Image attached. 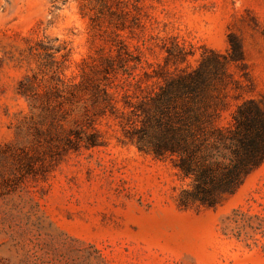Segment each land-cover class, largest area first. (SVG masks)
I'll use <instances>...</instances> for the list:
<instances>
[{"label":"rangeland","instance_id":"374dc122","mask_svg":"<svg viewBox=\"0 0 264 264\" xmlns=\"http://www.w3.org/2000/svg\"><path fill=\"white\" fill-rule=\"evenodd\" d=\"M230 33L250 80L229 91L221 125L243 99L264 106V0H0V264H264V162L218 204L181 208L190 179L171 158L139 150L89 93L88 112L66 101L54 115L18 93L26 75L43 77L45 45V84L56 71L71 98L102 56L119 61L116 45L141 56L133 74L157 88L163 78L144 72L194 69L205 49L226 53ZM174 43L188 55L167 65ZM91 123L101 145L66 143L70 129Z\"/></svg>","mask_w":264,"mask_h":264},{"label":"trees","instance_id":"16d2710c","mask_svg":"<svg viewBox=\"0 0 264 264\" xmlns=\"http://www.w3.org/2000/svg\"><path fill=\"white\" fill-rule=\"evenodd\" d=\"M118 40L120 43L121 39ZM116 46L119 61L111 54L102 56L97 71L85 75L80 94L73 91L68 98L56 71L45 84L44 77L53 62L52 48L45 45L40 66L43 77L26 75L19 83L18 93L31 109L40 108L42 114L49 115L56 114L55 110L66 101L81 105L83 95L89 93L101 115L110 112L121 118L125 134L139 150L158 158H171L180 175L190 179V187L182 189L179 195L181 208L216 205L240 188L264 162V106L260 101L243 99L229 123H219L222 111L229 106V91L241 89L250 80L241 38L230 33L226 53L205 49L194 69L181 68L174 73L155 75L144 72L149 78H163L157 88L144 86L141 74H133L142 63L141 56H133L126 44ZM166 52L167 65H177L188 55L178 43L168 46ZM124 54L130 57L124 58ZM233 66L239 78L230 70ZM110 89L122 91L123 109L117 107L120 100ZM81 108L88 112L87 105L82 104ZM99 137L93 123L86 127L78 124L69 130L65 140L76 149L91 148L102 144Z\"/></svg>","mask_w":264,"mask_h":264}]
</instances>
